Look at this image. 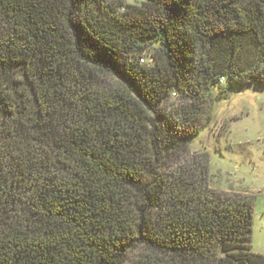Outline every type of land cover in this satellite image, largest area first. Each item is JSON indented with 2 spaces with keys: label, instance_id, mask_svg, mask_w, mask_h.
Wrapping results in <instances>:
<instances>
[{
  "label": "trees",
  "instance_id": "trees-1",
  "mask_svg": "<svg viewBox=\"0 0 264 264\" xmlns=\"http://www.w3.org/2000/svg\"><path fill=\"white\" fill-rule=\"evenodd\" d=\"M142 1L0 0V264H264L188 151L264 87V0Z\"/></svg>",
  "mask_w": 264,
  "mask_h": 264
},
{
  "label": "rangeland",
  "instance_id": "rangeland-1",
  "mask_svg": "<svg viewBox=\"0 0 264 264\" xmlns=\"http://www.w3.org/2000/svg\"><path fill=\"white\" fill-rule=\"evenodd\" d=\"M113 1L136 7L143 2ZM221 87H227L226 81ZM229 93L217 102L214 122L190 141V163H204L201 157L207 156L212 190L256 198L252 251L264 256V87L251 84Z\"/></svg>",
  "mask_w": 264,
  "mask_h": 264
},
{
  "label": "built area",
  "instance_id": "built-area-1",
  "mask_svg": "<svg viewBox=\"0 0 264 264\" xmlns=\"http://www.w3.org/2000/svg\"><path fill=\"white\" fill-rule=\"evenodd\" d=\"M142 63H143V61H142Z\"/></svg>",
  "mask_w": 264,
  "mask_h": 264
}]
</instances>
